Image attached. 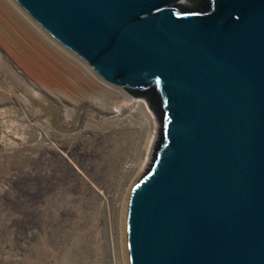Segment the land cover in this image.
Listing matches in <instances>:
<instances>
[{
  "label": "water",
  "instance_id": "obj_1",
  "mask_svg": "<svg viewBox=\"0 0 264 264\" xmlns=\"http://www.w3.org/2000/svg\"><path fill=\"white\" fill-rule=\"evenodd\" d=\"M11 1L157 117L126 209L128 264H264V0Z\"/></svg>",
  "mask_w": 264,
  "mask_h": 264
},
{
  "label": "rangeland",
  "instance_id": "obj_2",
  "mask_svg": "<svg viewBox=\"0 0 264 264\" xmlns=\"http://www.w3.org/2000/svg\"><path fill=\"white\" fill-rule=\"evenodd\" d=\"M0 4V264H124L125 203L157 117Z\"/></svg>",
  "mask_w": 264,
  "mask_h": 264
},
{
  "label": "bare ground",
  "instance_id": "obj_3",
  "mask_svg": "<svg viewBox=\"0 0 264 264\" xmlns=\"http://www.w3.org/2000/svg\"><path fill=\"white\" fill-rule=\"evenodd\" d=\"M4 9H3V7L1 6V4H0V14H2V15H4L5 17H6V15H7V13L5 12V14H4V11H3ZM7 18V17H6ZM12 20V19H11ZM4 22H6L5 20H4ZM34 71L36 72V73H40L41 74V72H40V69L38 70V68H34ZM55 71V70H54ZM41 77H43L44 79L46 78V76H45V74L43 73V74H41ZM57 79V78H56ZM157 122V121H156ZM157 132V131H156ZM154 139V138H153ZM152 140V139H151ZM152 141H154V140H152ZM128 199H127V202L125 203V210H124V215H123V223H122V225H123V233H124V238H125V215H126V209H127V204H128ZM125 240V239H124ZM124 246H125V250H126V242H124ZM124 264H128V260H127V253H125V263Z\"/></svg>",
  "mask_w": 264,
  "mask_h": 264
},
{
  "label": "trees",
  "instance_id": "obj_4",
  "mask_svg": "<svg viewBox=\"0 0 264 264\" xmlns=\"http://www.w3.org/2000/svg\"><path fill=\"white\" fill-rule=\"evenodd\" d=\"M194 5H191V7H193Z\"/></svg>",
  "mask_w": 264,
  "mask_h": 264
}]
</instances>
